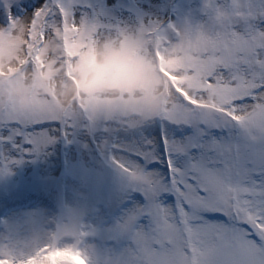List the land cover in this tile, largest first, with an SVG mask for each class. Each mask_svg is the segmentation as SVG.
I'll return each mask as SVG.
<instances>
[{
  "label": "snow or ice",
  "instance_id": "6c2138e0",
  "mask_svg": "<svg viewBox=\"0 0 264 264\" xmlns=\"http://www.w3.org/2000/svg\"><path fill=\"white\" fill-rule=\"evenodd\" d=\"M5 6L0 169L102 121L112 164L143 197L123 218L131 264H264V0H202L200 21L166 23L135 3L120 6L134 22L103 0ZM117 40L158 69L142 103L69 83L88 53ZM85 235L7 244L0 264H91Z\"/></svg>",
  "mask_w": 264,
  "mask_h": 264
},
{
  "label": "rangeland",
  "instance_id": "374dc122",
  "mask_svg": "<svg viewBox=\"0 0 264 264\" xmlns=\"http://www.w3.org/2000/svg\"><path fill=\"white\" fill-rule=\"evenodd\" d=\"M174 1L103 0V3L125 20L132 15L130 22H134V14L122 10L121 5L135 3L144 12H150L155 17L159 16L158 18H163L171 11L173 21H180L189 13L193 22L203 19L199 11L202 0H177L172 6ZM17 2L18 0H0V8L6 9V4L13 7ZM96 2L99 3V0ZM12 11L16 13L14 8ZM153 74L150 62L143 56L142 50H138L129 40H117L102 43L88 53L80 74L75 78L81 85L80 95L92 91L97 96L100 94L103 102H126L131 105L144 101ZM106 85L110 89H105ZM117 97L119 99L115 100ZM111 138L113 137L106 131L102 121L91 128L81 125L68 139H58L43 153L25 157L10 169H0V205H7L15 200L17 203L25 201L37 192L61 203L65 208L55 215L47 214L40 207L5 212L0 216V247L15 244L28 251L29 246L50 239L54 232L80 230L87 234L91 232L95 236V241L83 246L91 264H131V236L123 226V218L133 201L143 202V197L138 192L131 191L133 182L114 165L112 169H104L105 163L96 160L95 151H99L95 150L98 147L97 141L105 161L111 160L108 143ZM260 158L257 156L258 160ZM16 172L20 176L18 179ZM63 178L67 189L63 185ZM90 181L97 189H93ZM119 206L123 207L118 209ZM91 212L95 220L87 215L79 226L80 218ZM214 218L218 219L217 216ZM86 224L94 227H88L87 231Z\"/></svg>",
  "mask_w": 264,
  "mask_h": 264
}]
</instances>
